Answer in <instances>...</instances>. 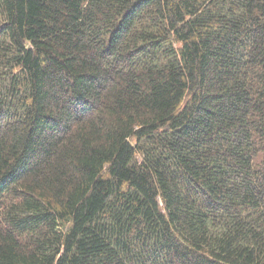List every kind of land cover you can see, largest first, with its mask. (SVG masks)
<instances>
[{"label":"trees","instance_id":"16d2710c","mask_svg":"<svg viewBox=\"0 0 264 264\" xmlns=\"http://www.w3.org/2000/svg\"><path fill=\"white\" fill-rule=\"evenodd\" d=\"M0 264H264V0H0Z\"/></svg>","mask_w":264,"mask_h":264}]
</instances>
